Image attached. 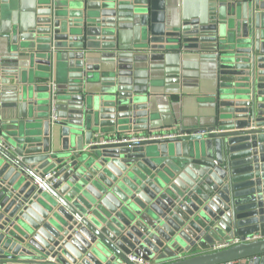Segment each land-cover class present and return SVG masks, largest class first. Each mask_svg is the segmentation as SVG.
<instances>
[{
  "label": "water",
  "instance_id": "obj_1",
  "mask_svg": "<svg viewBox=\"0 0 264 264\" xmlns=\"http://www.w3.org/2000/svg\"><path fill=\"white\" fill-rule=\"evenodd\" d=\"M32 2L4 31L0 0V264H264V238L216 249L264 236V0ZM184 54L211 105L159 133L154 63Z\"/></svg>",
  "mask_w": 264,
  "mask_h": 264
},
{
  "label": "crops",
  "instance_id": "obj_2",
  "mask_svg": "<svg viewBox=\"0 0 264 264\" xmlns=\"http://www.w3.org/2000/svg\"><path fill=\"white\" fill-rule=\"evenodd\" d=\"M209 0H182V7L186 16H196L205 10ZM9 11L3 17L2 29L8 31L13 23H17L20 17L26 19L29 17L28 11L32 5V0H8ZM197 56L193 54H184L183 60L179 57H173L168 62L156 61L154 64L161 66L159 72H153L150 79L159 77L161 79L159 86L151 88L155 94H165L159 98V104L163 107L164 116H158L155 125L160 128L159 133L177 132L179 125H173L176 120L184 128H193L202 123L204 114L210 108L209 96L213 93V82L209 78L207 66L202 63H196ZM123 60V63H127ZM146 65V64H145ZM143 65L144 67H146ZM54 80L59 84V78L56 73H50V79L41 80L43 83H49ZM93 90H99V85L90 86ZM167 126H164V124ZM170 123V124H169Z\"/></svg>",
  "mask_w": 264,
  "mask_h": 264
},
{
  "label": "built area",
  "instance_id": "obj_3",
  "mask_svg": "<svg viewBox=\"0 0 264 264\" xmlns=\"http://www.w3.org/2000/svg\"><path fill=\"white\" fill-rule=\"evenodd\" d=\"M48 84L50 87V92H51L52 98H54V96L56 95V92L58 90V84L53 79L50 80ZM55 112H56L55 104L53 103L51 120L55 119ZM149 138H153V137L152 136L145 137V139H149ZM94 143H97V142H94ZM54 174H55V171L47 174L45 176V179H47V180L50 179L51 177L54 176ZM262 238H264V236H262V234L260 232L253 233V234L247 235L245 237H235V238H232L231 240L224 241L223 243L218 244L216 246V249H225V248H229L233 245L240 244L242 242L249 243V242L256 241V240H259ZM131 259L133 261H135L137 264H155L154 261H147V260H144L143 258H139V257H135V256H132ZM225 264H234V262L225 263Z\"/></svg>",
  "mask_w": 264,
  "mask_h": 264
}]
</instances>
